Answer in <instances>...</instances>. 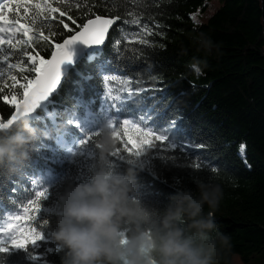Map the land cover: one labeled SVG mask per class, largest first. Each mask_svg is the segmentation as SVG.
Instances as JSON below:
<instances>
[{
	"label": "trees",
	"instance_id": "16d2710c",
	"mask_svg": "<svg viewBox=\"0 0 264 264\" xmlns=\"http://www.w3.org/2000/svg\"><path fill=\"white\" fill-rule=\"evenodd\" d=\"M209 1L87 0L88 7L81 9L62 7L76 24L85 19L83 13L89 7V16L115 15L120 19L103 50L93 60L86 57L65 78L54 97L55 117L59 122L65 120L80 99L95 96L94 88L106 91L97 74L101 64L104 71L130 79L133 88L144 89L128 104L134 103V108L145 114L150 112V124L169 139L156 141L155 147L135 160L112 157L114 166L139 169L137 190L150 205L166 202L176 186L195 189L197 178L218 182L224 196L215 220L229 238L224 264H233L236 255L244 264H251L255 255L264 252V0H221L223 5L206 23L195 25L191 15L205 11ZM72 2L84 4V0ZM60 19L70 28L54 21L55 42H61V34L74 27L66 16ZM132 19H139L140 24L126 23ZM144 25L153 30L144 37L150 41L148 45L131 39ZM201 33L211 40L210 50L201 46ZM116 39H121L118 49ZM36 50L45 58L50 56L46 46ZM12 51L11 62L23 59ZM0 64L7 67L2 61ZM14 74L22 76L18 71ZM89 76L92 78L87 79ZM5 81L11 83L7 77ZM13 111L14 106L0 100V119ZM50 117L40 110L30 119L42 134L23 171L0 175V216L23 209L35 198L36 171L52 170L56 175L57 183L40 200L41 208L31 225L43 233V239L28 249L9 246L7 252L0 253V264H61L64 250L52 237L58 194L67 181L83 179L96 163L92 141L79 147L88 148L90 158L78 153L66 163L59 161L67 157L55 150L57 146L44 147L50 142L48 132L61 129ZM173 120L176 126L170 128L168 122ZM42 161L49 166L43 169ZM213 167L216 172L211 171ZM43 220L48 223L43 225Z\"/></svg>",
	"mask_w": 264,
	"mask_h": 264
},
{
	"label": "clouds",
	"instance_id": "9594fccd",
	"mask_svg": "<svg viewBox=\"0 0 264 264\" xmlns=\"http://www.w3.org/2000/svg\"><path fill=\"white\" fill-rule=\"evenodd\" d=\"M198 39L211 49L203 33ZM41 134L23 116L0 131V175L22 172ZM94 145L96 163L58 194L52 237L64 250L61 264H224L229 238L215 220L224 196L218 182L197 178L195 189L176 186L166 202L150 205L137 190L139 169L114 166L117 141L106 123Z\"/></svg>",
	"mask_w": 264,
	"mask_h": 264
},
{
	"label": "snow or ice",
	"instance_id": "6c2138e0",
	"mask_svg": "<svg viewBox=\"0 0 264 264\" xmlns=\"http://www.w3.org/2000/svg\"><path fill=\"white\" fill-rule=\"evenodd\" d=\"M21 7L24 8L23 17L11 19L10 14L19 11ZM62 7L81 9L88 7V4L87 0H84V4L73 3L72 0H55V6L53 0H16L15 8H13L12 0H3L0 3V61L7 65L6 68L0 66V100L15 107V111L8 118L0 119V131L13 127L21 116L30 117L36 109L44 107L50 95L54 94L58 85L61 84V78L66 73L68 66L85 53H88L89 60H93L95 58L93 52L101 50L97 46L104 44L110 26L120 19L115 15L89 16L92 11L89 7L88 12L83 13L85 19L76 24L67 11L61 10ZM57 13L59 16L55 15ZM64 16L74 27L70 29L69 33L61 34L62 42H55L54 37L58 33L52 30L54 21L59 20L64 29L70 28L69 23L60 19ZM126 23L140 24V20L132 19ZM4 33L8 34V39L5 38ZM152 34L153 30L144 25L140 32L133 35L131 39L148 45L150 41L144 37ZM5 45L9 50H6ZM120 45L121 39H116L115 47L118 49ZM45 46L50 51V57L47 59L45 55H41L39 50H36L38 47ZM12 50H15L16 54L23 59L11 62ZM97 70L98 72L104 71L105 66L98 65ZM14 71H18L22 76L14 74ZM5 77L11 83H7ZM91 78V76L87 77V79ZM119 79L115 75H103V85L107 90L104 92L100 111H80V118L70 117L66 123L69 126L74 125L75 129L83 134V138L78 141L81 146L89 141L94 143L100 124L106 123L117 141V147L110 154L111 158L135 160L149 148L155 147L156 141L165 142L169 137L148 127V124L152 122L150 112L141 114L135 119H120L122 115L135 116V110L130 109L127 102L138 93L143 92L144 89L133 88L132 81L125 78L121 81L124 87L120 88L119 94L113 95V89L108 87L109 81ZM8 89L12 90L11 94L4 95L3 93ZM17 89L21 90L19 94ZM82 107L90 106L77 105L78 110ZM168 123L170 128H175V120ZM65 134L66 130L61 132L57 137V142L67 147L70 156H75L76 147L69 146L75 143V139L66 140ZM171 147L174 148L176 145L172 144ZM196 167L200 168L201 165L197 164ZM211 171L216 172V168L213 167ZM46 196V188L37 191L35 199L27 201L22 214L10 216L5 222V226L0 227V253L7 252L9 246L28 249L29 245H36L37 241L43 239V233L31 225L41 208L40 200ZM42 223L46 225L48 221L43 220Z\"/></svg>",
	"mask_w": 264,
	"mask_h": 264
},
{
	"label": "rangeland",
	"instance_id": "374dc122",
	"mask_svg": "<svg viewBox=\"0 0 264 264\" xmlns=\"http://www.w3.org/2000/svg\"><path fill=\"white\" fill-rule=\"evenodd\" d=\"M54 6H55V0H53ZM206 10H198L196 13L191 15L192 21L194 22L195 25H201L204 24L208 21V19L223 5L221 0H211L209 1L207 4ZM0 66H2L0 64ZM4 67V66H2ZM19 91L17 89V92L19 94ZM242 152H243V148H242ZM5 226L4 224H0V227ZM13 247V246H12ZM15 249H19L16 247H13ZM257 256L256 258H254L251 262V264H264V252H262L259 255H255ZM233 264H244L241 260V258L239 256H234L233 258Z\"/></svg>",
	"mask_w": 264,
	"mask_h": 264
},
{
	"label": "water",
	"instance_id": "95a60500",
	"mask_svg": "<svg viewBox=\"0 0 264 264\" xmlns=\"http://www.w3.org/2000/svg\"><path fill=\"white\" fill-rule=\"evenodd\" d=\"M83 56V55H82ZM82 56H79L76 60H75V62L72 64V65H70V66H68V68H67V70H69V69H71V66H73ZM37 110H39V108L38 109H36L35 110V112L37 111ZM14 111H15V109H14ZM34 112V113H35ZM31 117V116H30Z\"/></svg>",
	"mask_w": 264,
	"mask_h": 264
},
{
	"label": "bare ground",
	"instance_id": "6f19581e",
	"mask_svg": "<svg viewBox=\"0 0 264 264\" xmlns=\"http://www.w3.org/2000/svg\"><path fill=\"white\" fill-rule=\"evenodd\" d=\"M82 61V60H81Z\"/></svg>",
	"mask_w": 264,
	"mask_h": 264
}]
</instances>
